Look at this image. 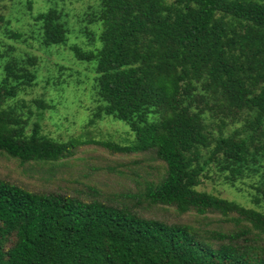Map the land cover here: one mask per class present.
<instances>
[{"label":"trees","instance_id":"obj_1","mask_svg":"<svg viewBox=\"0 0 264 264\" xmlns=\"http://www.w3.org/2000/svg\"><path fill=\"white\" fill-rule=\"evenodd\" d=\"M34 18L41 47L66 43L61 11ZM88 18L99 45L70 50L94 63L91 122L111 116L134 135L99 144L150 151L164 173L122 199L0 176V264H264V211L198 189L211 173L264 200V0H101ZM13 50L0 49V154L21 164L71 157L85 142L45 135L29 108L10 103L37 77V57ZM148 206L198 220L169 222Z\"/></svg>","mask_w":264,"mask_h":264},{"label":"rangeland","instance_id":"obj_2","mask_svg":"<svg viewBox=\"0 0 264 264\" xmlns=\"http://www.w3.org/2000/svg\"><path fill=\"white\" fill-rule=\"evenodd\" d=\"M100 1H0V49L10 45L14 47V55L30 53L37 57L35 84L21 91L10 103L24 105L26 110L29 108L32 111L31 122L39 120L45 135L62 142H85L76 147L71 157L57 162L21 164L0 154V176L4 179L45 192L88 191L90 186L105 199L114 196L122 199V194H134L142 189L145 181L156 180L163 175L164 163L150 151L120 153L99 144L102 141L130 143L134 135L124 122L111 116L91 122L93 110L98 105L94 91V63L76 60L70 47L77 45L88 50L99 45L98 26L89 22L88 15L99 9ZM49 8L61 11L68 35L65 44L46 49L34 38L39 27L34 17ZM8 32L19 36L12 37ZM34 99L43 101L46 106L41 108L33 102ZM244 182L225 183L210 173V177L203 178L198 189L264 211V200L254 203V190ZM145 213L176 223L198 220L193 213L179 215L172 207L148 206Z\"/></svg>","mask_w":264,"mask_h":264}]
</instances>
